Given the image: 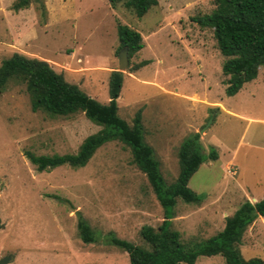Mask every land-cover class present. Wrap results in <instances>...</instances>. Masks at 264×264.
I'll list each match as a JSON object with an SVG mask.
<instances>
[{"label": "rangeland", "instance_id": "1", "mask_svg": "<svg viewBox=\"0 0 264 264\" xmlns=\"http://www.w3.org/2000/svg\"><path fill=\"white\" fill-rule=\"evenodd\" d=\"M29 1L16 11L17 0H0V65L14 53L45 61L107 104L110 73L120 67L118 25L128 26L140 33L143 48L122 72L118 114L131 126L141 112L144 142L165 184L175 182L178 150L193 133L205 155L216 152L217 159L204 162L188 183L204 199H177L172 209L171 229L186 247L222 231L245 201L264 199V67L237 94H225V58L213 30L194 21L210 14L215 0H158L142 18L125 1L115 8L108 0ZM141 61L149 63L132 71ZM101 129L82 112H34L25 84H7L0 95V260L130 264L128 254L108 241L110 234L148 248L139 231L144 225L157 229L164 212L127 146L111 141L82 168L64 165L48 172L37 171L26 155H74ZM80 217L95 242L82 241ZM239 250L245 260L264 261V218L247 228ZM195 264L225 262L215 256Z\"/></svg>", "mask_w": 264, "mask_h": 264}, {"label": "trees", "instance_id": "2", "mask_svg": "<svg viewBox=\"0 0 264 264\" xmlns=\"http://www.w3.org/2000/svg\"><path fill=\"white\" fill-rule=\"evenodd\" d=\"M122 1L138 18L145 16L158 4V0H108L112 8ZM29 4V0H17L14 10L27 8ZM215 6L210 14L196 17L194 21L201 27L213 30L217 47L225 58L222 65V73L228 77L225 94L234 96L245 83L254 81L259 69L264 67V0H215ZM118 40L120 48L127 49L128 61L143 48L140 33L125 25H118ZM148 63L141 61L132 71ZM10 81L25 84L34 112L42 110L51 116L82 112L87 119L102 127L98 133L87 137L74 155L36 156L27 153L37 171L48 172L64 165L82 168L99 147L111 141H118L130 149L133 163L146 176L164 212V220L157 229L144 225L139 231L148 248L110 234L108 241L128 254L130 264H195L199 258L215 256L222 257L225 264H264L259 258L245 260L239 250L247 228L258 217L264 218V199L253 204L245 201L225 219L222 231L191 247H186L180 234L171 229L172 209L177 199L196 204L204 199V195L193 192L188 183L204 162L217 159V155L214 150L205 155L199 134L193 133L178 150L179 172L175 182L166 185L152 148L144 142L141 112L135 114L131 126L118 114L117 100L123 85L122 72L110 73L107 104L99 103L77 85L68 83L47 62L18 53L1 62L0 95ZM78 230L84 243L96 241L90 226L81 217Z\"/></svg>", "mask_w": 264, "mask_h": 264}, {"label": "water", "instance_id": "3", "mask_svg": "<svg viewBox=\"0 0 264 264\" xmlns=\"http://www.w3.org/2000/svg\"><path fill=\"white\" fill-rule=\"evenodd\" d=\"M118 61L120 64L119 67V72H123L125 70V68L128 66V56H127V49L126 48H122L119 56H118ZM10 262V258L9 257H4L0 260V264H8Z\"/></svg>", "mask_w": 264, "mask_h": 264}, {"label": "built area", "instance_id": "4", "mask_svg": "<svg viewBox=\"0 0 264 264\" xmlns=\"http://www.w3.org/2000/svg\"><path fill=\"white\" fill-rule=\"evenodd\" d=\"M232 175H235L236 171H229Z\"/></svg>", "mask_w": 264, "mask_h": 264}]
</instances>
